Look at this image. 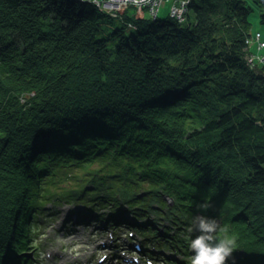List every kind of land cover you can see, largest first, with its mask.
<instances>
[{
    "label": "trees",
    "instance_id": "trees-1",
    "mask_svg": "<svg viewBox=\"0 0 264 264\" xmlns=\"http://www.w3.org/2000/svg\"><path fill=\"white\" fill-rule=\"evenodd\" d=\"M251 11L249 0H188L180 21L93 0H0V264H33L22 253L63 208L65 227L101 222L115 238L177 222L184 237L170 241L190 254L195 217L213 218L238 261L264 264ZM166 232L149 239L168 247Z\"/></svg>",
    "mask_w": 264,
    "mask_h": 264
},
{
    "label": "rangeland",
    "instance_id": "rangeland-1",
    "mask_svg": "<svg viewBox=\"0 0 264 264\" xmlns=\"http://www.w3.org/2000/svg\"><path fill=\"white\" fill-rule=\"evenodd\" d=\"M250 4L252 5V11L250 14V21H251V33L254 34L256 31H260L262 33V37L264 38V22L261 21V15L264 13V4L262 1V7L259 6L256 0H249ZM187 6L188 0H175L173 2L169 0H160L159 2V9L158 11L164 12L168 14L169 10L172 11V7L180 6L181 4ZM166 10V11H165ZM142 15V14H141ZM145 15V14H143ZM164 15V14H163ZM148 16V15H147ZM174 16V15H172ZM177 18V17H176ZM178 19V18H177ZM179 20V19H178ZM249 40V38L247 39ZM249 47L252 48V60L254 66H256L255 60H258L260 63L264 62V48L259 47L257 41L253 39L249 40ZM248 57V62H249ZM167 202L172 203V199L166 196ZM68 205L67 207H69ZM165 208L162 209L165 212ZM67 209L63 208L59 212V220L51 224L49 221H45L44 227L37 230L34 233L32 239L30 240V247L25 250L24 254H28L31 257V262L34 264H65V262L71 263L79 258H86L93 253L96 254H103L105 251H110L114 244H112V239L109 238V232L106 230L103 233L99 232V228H96L97 224L92 225L89 227L88 230L75 228V232L73 234H69L68 232H62L59 229V225L62 222L63 217L68 213L66 212ZM65 213V214H64ZM57 216V212H56ZM156 217L155 221H158L160 218H164V213L162 214H149L148 218ZM131 217V216H129ZM162 218V219H163ZM165 219V218H164ZM155 223V222H154ZM160 224V222H158ZM162 223L168 225L167 221H163ZM175 226H171L172 231L175 232L180 227L179 223L175 222ZM183 228V227H180ZM46 231V232H45ZM179 235H183L182 233H178ZM121 241H119L120 243ZM122 243L126 244V238L122 239ZM37 246V251L35 253L34 247ZM131 246L133 247L132 243ZM42 249V251H39ZM171 250V249H169ZM172 251V250H171ZM133 252L124 254L123 257L128 260V262H141L142 258L140 255L132 256ZM175 254H177V258L179 259H186L189 262L193 255H186L184 256L181 251L174 250ZM33 253H35L33 255ZM193 254V252H192ZM134 257L136 259H134ZM233 258V259H230ZM98 258H95L91 264L98 263ZM110 258L107 259L109 261ZM187 263L189 264V262ZM17 264H20V260ZM227 264H243L240 260L238 261V254H233L232 257H229Z\"/></svg>",
    "mask_w": 264,
    "mask_h": 264
},
{
    "label": "clouds",
    "instance_id": "clouds-1",
    "mask_svg": "<svg viewBox=\"0 0 264 264\" xmlns=\"http://www.w3.org/2000/svg\"><path fill=\"white\" fill-rule=\"evenodd\" d=\"M199 207L207 210L210 205L204 202ZM218 228L219 225L213 218L195 217L193 227L188 231H198L199 235L191 239L189 244L193 252L190 264H227L229 257H232L236 242L228 235L219 236Z\"/></svg>",
    "mask_w": 264,
    "mask_h": 264
},
{
    "label": "built area",
    "instance_id": "built-area-1",
    "mask_svg": "<svg viewBox=\"0 0 264 264\" xmlns=\"http://www.w3.org/2000/svg\"><path fill=\"white\" fill-rule=\"evenodd\" d=\"M98 6L102 7L107 11H115L122 12L127 7L133 5L136 7V10L139 14L144 13V11L150 12L151 14L158 13L159 10V2L160 0H93ZM175 1V0H173ZM172 1V2H173ZM186 10L187 6H184L183 2L180 6H173L171 14L177 17L180 21H183L186 18ZM260 37V34H257ZM263 40L259 41L260 46H264L261 44ZM251 63H253L252 58L249 59Z\"/></svg>",
    "mask_w": 264,
    "mask_h": 264
},
{
    "label": "bare ground",
    "instance_id": "bare-ground-1",
    "mask_svg": "<svg viewBox=\"0 0 264 264\" xmlns=\"http://www.w3.org/2000/svg\"><path fill=\"white\" fill-rule=\"evenodd\" d=\"M171 2L173 1V0H170ZM260 34V37H258L257 36V34ZM250 39H253L254 41H257L258 42V44H259V41L260 40H263V42H261V44H264V38L262 37V33L260 32V31H256L254 34H251V36L249 37V40ZM248 43V42H247ZM259 47H261V48H264V46H260L259 45ZM72 126H74V125H72ZM79 129H75L74 131L76 132V131H78ZM71 131H72V129L71 130H67L66 131V133H64V138L65 137H67V136H71V135H73L72 133H71ZM170 203V202H169ZM67 204L68 203H63V204H61L62 206H64V207H67ZM67 209V208H66ZM119 211H120V209H119ZM80 226H84V225H80ZM153 243H154V241H152ZM153 252H157V251H153Z\"/></svg>",
    "mask_w": 264,
    "mask_h": 264
},
{
    "label": "water",
    "instance_id": "water-1",
    "mask_svg": "<svg viewBox=\"0 0 264 264\" xmlns=\"http://www.w3.org/2000/svg\"><path fill=\"white\" fill-rule=\"evenodd\" d=\"M263 1V4H264V0H262Z\"/></svg>",
    "mask_w": 264,
    "mask_h": 264
}]
</instances>
